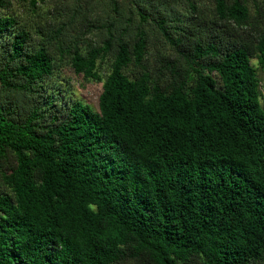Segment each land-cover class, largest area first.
Instances as JSON below:
<instances>
[{"label": "trees", "instance_id": "16d2710c", "mask_svg": "<svg viewBox=\"0 0 264 264\" xmlns=\"http://www.w3.org/2000/svg\"><path fill=\"white\" fill-rule=\"evenodd\" d=\"M9 4L0 264H264V0Z\"/></svg>", "mask_w": 264, "mask_h": 264}, {"label": "rangeland", "instance_id": "374dc122", "mask_svg": "<svg viewBox=\"0 0 264 264\" xmlns=\"http://www.w3.org/2000/svg\"><path fill=\"white\" fill-rule=\"evenodd\" d=\"M43 1L44 2H40L36 5L37 11L35 12V14L30 9L29 3L27 1L25 2L22 0H10V4L8 7L10 12H12L18 18L19 22H25L28 25L35 26L37 23H41L46 19H51V12L54 3H57L58 1H63V3L72 2V0ZM252 63L255 62L252 61ZM59 73V81L61 84V88L65 90V93H63L64 97H71L73 101L81 100L84 103H88L93 108H97V99L101 92V84L92 83L85 85V83L80 79V77L76 78L67 66L64 67ZM259 77L262 83V97L264 99V72H259ZM80 83H82L83 86H81Z\"/></svg>", "mask_w": 264, "mask_h": 264}]
</instances>
